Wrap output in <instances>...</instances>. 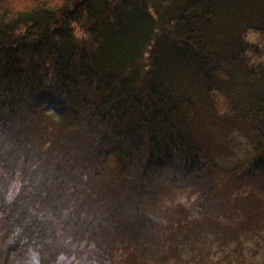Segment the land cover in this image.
Wrapping results in <instances>:
<instances>
[{
  "label": "trees",
  "instance_id": "trees-1",
  "mask_svg": "<svg viewBox=\"0 0 264 264\" xmlns=\"http://www.w3.org/2000/svg\"><path fill=\"white\" fill-rule=\"evenodd\" d=\"M22 1L0 0V249L216 264L162 259V199L233 232L242 200L264 209V0ZM232 132L251 145L221 168Z\"/></svg>",
  "mask_w": 264,
  "mask_h": 264
},
{
  "label": "rangeland",
  "instance_id": "rangeland-1",
  "mask_svg": "<svg viewBox=\"0 0 264 264\" xmlns=\"http://www.w3.org/2000/svg\"><path fill=\"white\" fill-rule=\"evenodd\" d=\"M22 2V0H7L10 5H16L15 8L22 6L20 5ZM73 31L78 37L84 34L77 22L73 24ZM246 38L258 44L264 42V37L258 33L249 32ZM214 98L218 112H224L227 106L224 97L221 94L214 93ZM229 136L231 140L229 146L234 152L221 153L215 157V160L222 166L221 168L232 165L244 156L251 145L247 139L241 138L239 133L232 132ZM238 139L243 140L239 141ZM221 140L218 139V141ZM198 198V195L192 191L190 192V190L173 192V194L163 197L165 210L170 208V210L180 214L176 217V215L173 216L176 213L164 211L166 217L171 219L172 224L163 222L165 231L162 236L167 249L162 259L170 260L174 257L177 259H190L193 262L204 259L208 263L230 264L232 259L241 257L244 264H264V209L258 205V202L254 199L250 201L244 198L241 202L238 201L241 203V209L245 215L240 225L244 222L247 227L244 229L236 227V231L233 232L234 229H230L227 227L228 225L217 223L213 219L204 217L205 220H201V218H196L197 214L194 212V217L187 218L184 215V210L186 207L195 208L193 203ZM244 201L250 203L251 206L249 207L243 205L248 209L242 208V202ZM189 220L192 221V226L189 225ZM217 225L219 226L218 231ZM209 228L210 230L206 234L201 231ZM197 234L199 235L197 236ZM0 250L2 251L0 253V264H40L38 255L33 249H27L22 255H6L2 248ZM114 260L117 264H133L130 255L122 253V247ZM148 262L149 264H156L152 260H148ZM50 264H87V262L85 263L81 259H73L68 262L67 259L60 257L55 263ZM97 264L109 263L101 262ZM143 264H147V262H143Z\"/></svg>",
  "mask_w": 264,
  "mask_h": 264
}]
</instances>
